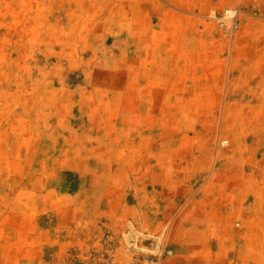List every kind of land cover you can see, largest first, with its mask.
<instances>
[{
	"label": "rangeland",
	"instance_id": "374dc122",
	"mask_svg": "<svg viewBox=\"0 0 264 264\" xmlns=\"http://www.w3.org/2000/svg\"><path fill=\"white\" fill-rule=\"evenodd\" d=\"M0 264H264V0H0Z\"/></svg>",
	"mask_w": 264,
	"mask_h": 264
}]
</instances>
